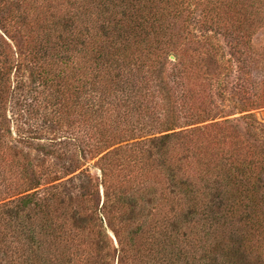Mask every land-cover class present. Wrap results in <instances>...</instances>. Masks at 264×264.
<instances>
[{
	"label": "trees",
	"instance_id": "16d2710c",
	"mask_svg": "<svg viewBox=\"0 0 264 264\" xmlns=\"http://www.w3.org/2000/svg\"><path fill=\"white\" fill-rule=\"evenodd\" d=\"M199 1L201 11L191 0H0L5 264H130L134 251L139 264H174L186 251H169L170 227L196 215L207 222L195 227L192 260L181 261L264 264V181L252 169L264 168V152L218 120L214 85L184 48L225 36L227 61L253 66L248 9L264 11V0ZM95 159L101 178L90 170ZM151 185L176 201L172 224L125 235L143 198L135 193ZM105 206L123 224L112 227L117 245ZM217 233L232 239L222 250Z\"/></svg>",
	"mask_w": 264,
	"mask_h": 264
},
{
	"label": "rangeland",
	"instance_id": "374dc122",
	"mask_svg": "<svg viewBox=\"0 0 264 264\" xmlns=\"http://www.w3.org/2000/svg\"><path fill=\"white\" fill-rule=\"evenodd\" d=\"M198 1L199 0H191L190 10H192V8H194L196 11L197 9L199 11L203 9V6L197 8V6L201 5L202 3ZM248 1V5L253 3V0ZM239 2H237V4H239ZM188 11L189 10L184 13L182 20H180L182 25H184L183 23L185 22V18L189 16ZM248 11L253 13L252 16H250L251 19L259 24H256L252 30L250 28V34L252 33L251 57L254 60L252 62L253 66L247 64V67H245L244 70V68H242V66L238 65L237 63H234L232 66L231 63L227 61L232 58L231 54L233 51L231 49L232 46L225 36L218 38L219 41L216 43L213 41L212 43L207 44L201 43V41H196L194 39L193 41L190 39V43L187 42L184 48L187 49L188 53L190 55L192 54L197 59V61L199 60V63H202L199 67V69L201 68L200 72L208 76L214 85L215 90L213 92L212 99L217 103V105L215 104L214 107V114L218 117L220 116L218 120L231 121L236 127V132L241 133L244 136L246 142L257 146L259 150L264 152V107L253 109V107H250L251 102H249L259 101V103H264V21L261 22L258 20L259 17H264V11L262 10L260 12H256L255 9L252 8H249ZM263 17L261 19H263ZM241 22L242 15L240 14V16L236 18V27H239ZM240 31L243 32L244 30L240 29ZM247 34L249 35V32H247ZM219 47H221V49ZM207 50H210L209 54L207 53ZM206 54L211 56L212 59L206 57ZM222 54L224 56V61H221ZM170 59L174 61L175 57L171 56ZM218 60L219 62L217 63ZM196 64L197 63L194 65ZM197 81H199L198 83L204 82L201 81L200 78H198ZM244 99L246 100L243 101ZM243 107H247L245 110L248 111H244ZM97 161L98 159L89 162V165L91 166L90 170L94 177L101 178L102 170ZM252 169H255V174H257L260 179L264 181V168H262V165L256 164ZM151 187L152 188H148V186H146L145 188L147 189L141 187L140 191L135 193L138 198H143L140 201V208L134 213L133 218L124 222L126 224L125 227H127L125 235H128L131 230L138 228L139 225L143 226L141 227V232L147 231V229L151 228L149 226L156 223L158 220V225L163 227L169 223L172 224L174 220L173 217L175 215L171 214L170 211L172 206L175 207L177 204L176 201H173L169 196H165L163 194V192H165L164 190L161 191L159 188H156L153 185H151ZM154 188H156L157 193L155 199L151 202L148 200L151 197L147 194H150L151 191L149 190ZM100 193L102 198L100 205L101 207L105 200L103 187L101 188ZM110 204L111 203L109 202L107 205L111 206ZM108 206H105V208L102 209L101 215L103 216L102 219L108 230V235L111 238V241L113 238L117 245V237L115 232L112 230V227H120L123 224L118 219L120 218L118 212L113 211L112 208L109 209ZM261 210L264 211V205L261 207ZM159 211L160 214L157 213ZM260 217L264 218V215L260 214ZM178 218H180L179 225L170 227L172 230L170 234L176 238L171 242L172 246H170L169 251H186V255L185 253L179 254V259L174 260V264H186L185 262L181 261V259L185 255L188 260L191 261L193 257V246H197V243L195 242L197 234H195V231L197 232L198 229H195V227H203L207 221L205 222V217L201 215L188 217L186 221H184L182 216H178ZM155 228L158 227H152V233H154L153 230ZM149 235L150 234H147V236ZM167 236H169V234H167ZM213 237L214 239L223 241L222 243L215 244V247H217V245L220 246L218 250H222L221 246L227 245L230 243V240H232L231 238L225 237L220 233L214 234ZM237 240L239 239L237 238ZM262 244L264 253V239ZM133 254L137 255V257L134 255L131 256L132 258H130V264H137L139 261V255L136 254V251H134ZM3 258V256H0V264H5ZM111 260V264H119L115 259L111 258Z\"/></svg>",
	"mask_w": 264,
	"mask_h": 264
}]
</instances>
